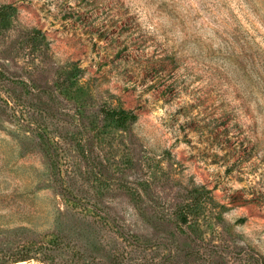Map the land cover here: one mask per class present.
I'll return each mask as SVG.
<instances>
[{
	"label": "rangeland",
	"instance_id": "374dc122",
	"mask_svg": "<svg viewBox=\"0 0 264 264\" xmlns=\"http://www.w3.org/2000/svg\"><path fill=\"white\" fill-rule=\"evenodd\" d=\"M5 5L0 264H264V0Z\"/></svg>",
	"mask_w": 264,
	"mask_h": 264
},
{
	"label": "trees",
	"instance_id": "16d2710c",
	"mask_svg": "<svg viewBox=\"0 0 264 264\" xmlns=\"http://www.w3.org/2000/svg\"><path fill=\"white\" fill-rule=\"evenodd\" d=\"M16 13H17V8L14 5H5L0 7V31H5L6 29L9 28L8 21L14 18ZM71 71L72 72L70 73L68 79L59 85L60 89L62 90V93H67V89H69L68 87H73L74 83H78L77 80L80 79V73H81L80 69L73 66L71 68ZM0 88L4 89V87H0ZM0 92H2V90H0ZM0 97L3 98V102L7 104V106H9L12 103L11 101L12 96L10 95L3 96L2 94H0ZM103 113H105L106 119L115 122L116 125L121 128H126L129 124L136 122L138 119L137 115H135L131 111H126V110L105 109L103 110ZM199 205L201 206L202 202H200L198 199L196 201V206L198 207Z\"/></svg>",
	"mask_w": 264,
	"mask_h": 264
}]
</instances>
